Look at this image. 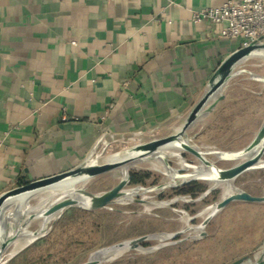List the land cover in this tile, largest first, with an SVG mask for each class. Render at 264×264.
Returning a JSON list of instances; mask_svg holds the SVG:
<instances>
[{
	"label": "crops",
	"instance_id": "1",
	"mask_svg": "<svg viewBox=\"0 0 264 264\" xmlns=\"http://www.w3.org/2000/svg\"><path fill=\"white\" fill-rule=\"evenodd\" d=\"M227 1L0 0V193L77 166L102 136L180 122L241 47L191 20ZM263 86L242 96L250 115Z\"/></svg>",
	"mask_w": 264,
	"mask_h": 264
},
{
	"label": "rangeland",
	"instance_id": "2",
	"mask_svg": "<svg viewBox=\"0 0 264 264\" xmlns=\"http://www.w3.org/2000/svg\"><path fill=\"white\" fill-rule=\"evenodd\" d=\"M235 71L237 73L220 91L223 96L230 93L235 98L220 104L219 101L214 110L198 116L183 136L205 152V157L218 168L229 167L237 160L221 159L208 151L242 149L252 139L264 114V94L259 101L260 116H255V110L254 116L250 115L251 102L242 97L247 90L259 91V86L264 84L254 78L264 77V58H248ZM261 88L264 93V86ZM178 123L144 135L169 134ZM138 142L137 136H130L111 147L99 146L91 158H105ZM176 154L169 150L163 152L169 170L162 158L155 157L129 168L130 178L124 186L127 192L100 209L80 207L86 206L82 197L79 205L76 202V206L45 218L43 211L51 204L49 202L59 198L45 192L31 196L27 209L22 211L6 206L3 211L5 234L10 228L22 226L17 238L26 242L15 252H11V242L2 253L0 264H81L103 248L139 236L147 238L138 248L99 255L98 264H227L244 255L252 261L264 244V201H232L215 212L202 229L199 224L205 210L233 189L264 196V168L255 167L241 173L231 184L228 182L227 187L213 184L210 188L202 178L184 181L182 176L171 177L173 172L174 175L189 173L199 164V160L186 151ZM261 160L264 161V154ZM113 170L88 178L77 187L83 186L93 193L106 191L118 181L111 174ZM30 214L33 219L26 220ZM201 230L204 234L200 236ZM34 231L37 232L35 237L31 234Z\"/></svg>",
	"mask_w": 264,
	"mask_h": 264
},
{
	"label": "water",
	"instance_id": "3",
	"mask_svg": "<svg viewBox=\"0 0 264 264\" xmlns=\"http://www.w3.org/2000/svg\"><path fill=\"white\" fill-rule=\"evenodd\" d=\"M253 56H260L264 58V40L263 38H257L251 42H249L245 46H241L231 52L226 58H224L216 70L214 71L213 75L210 78V81L207 85V88L205 89L202 96L199 98V100L192 106V108L189 110V112L181 119V121L178 123L176 127L180 125V129L177 132H171L169 134L163 135V136H145L142 133H136L132 134V136H137L139 142L129 148L122 149L120 151H117L107 157H110L114 154H121L127 151H133L137 152L136 159H145L150 158V155L155 152L157 149L162 147L163 145L173 141L177 138H182L185 141H182L180 143V146L183 151H186L190 154H192L194 157H196L198 160L203 162L204 165L211 168V170L214 171V178L216 182H231L241 173L250 170V169H256L255 166L258 162L262 161L261 158L264 154V118L257 128L255 134L253 135L250 142L243 147L240 150L233 151V152H221L217 150H209V153L217 154L219 158L221 159H232L237 160L233 165L226 167V168H218L215 166V164L208 160L205 157V152L199 150L197 147L193 146L189 143V141L183 136L185 135L186 128L198 117L202 114H205L215 107V105L223 98V94L220 93L223 86L226 85L229 78H231L237 71L235 69L245 60L248 58H251ZM255 79L260 80L264 82V77L261 76H254ZM175 127V128H176ZM174 130V129H173ZM116 136H110L111 139L115 138ZM117 138V137H116ZM142 138H146L145 140H142ZM108 143V140L105 139L103 136L100 137L94 144L93 148L89 152V154L86 156V158L77 166L37 179L30 180L24 184L16 185L12 188H9L3 192L0 193V257L5 250V248L13 242L19 235V230L22 228V226H17L16 229L10 228V231L8 234H5L4 229L6 227V221L3 217V211L6 208L5 204L6 202L16 195H20L23 193H31L36 194L43 190L48 189L49 187H52L56 183L62 181L63 179H66L68 177H85L86 179L97 176L99 174L105 173L107 171H110L112 169H115L116 167L124 164L125 162L129 161L130 159L125 158L123 160L119 161H101L98 162V158H91L92 153L94 150L98 147V145H101V147L106 146ZM254 153L250 156H247L246 154L250 151L254 150ZM178 154V153H177ZM176 154V155H177ZM105 157V158H107ZM166 159L167 156H164L162 158V162L167 168L166 165ZM97 161V162H94ZM264 168V167H262ZM167 170H169L167 168ZM177 174V173H176ZM188 175V173L179 175L177 174L176 178H180V176ZM129 174L127 173L126 178L119 179L116 184H114L111 188H109L106 191H103L101 193H93L90 191H87L83 186L78 187L79 191L83 193V195L87 196L89 199V203L86 206H80L88 210H94V209H100L103 207L108 206L109 204L116 201L118 198H120L123 194H125L127 191H124V186L129 181ZM175 178V176H173ZM194 179H200L196 177H190L188 179H183L184 181L194 180ZM213 186H210V188ZM138 190L139 188H134ZM149 190V189H146ZM137 192V191H136ZM134 194V193H133ZM58 197L55 200H52L51 203L44 211L43 215L45 218L51 217L53 213L71 206H76L75 201L65 198L62 200H58ZM232 201H242V202H263L264 196H254L250 193L243 191V190H237L233 189L229 193L225 194V196L219 200L218 202L212 204L214 205V210L206 217L204 218L199 225L202 224L201 229L204 227L206 222L209 220V218L218 210L225 207L227 204H229ZM211 205V206H212ZM33 219V214H30L26 220ZM25 220V221H26ZM33 237L36 236L37 232L34 231L31 233ZM204 232L201 230L198 235H203ZM175 235V234H174ZM146 236H139L136 238H132L129 240H125L122 242H118L116 244H113L111 246H108L106 248H103L95 253H93L89 259H87L85 262L81 264H98L101 259L99 255L112 252V251H124V250H130V249H136L139 247L140 242L145 240ZM227 264H264V244L260 248V254L255 257L252 261L248 259L247 255L241 256Z\"/></svg>",
	"mask_w": 264,
	"mask_h": 264
},
{
	"label": "bare ground",
	"instance_id": "4",
	"mask_svg": "<svg viewBox=\"0 0 264 264\" xmlns=\"http://www.w3.org/2000/svg\"><path fill=\"white\" fill-rule=\"evenodd\" d=\"M179 129H180V125L175 130H173V132L175 133ZM143 139H146V138H142V140ZM182 141H185V140L182 139V138L174 139L173 141H171V142L163 145L159 149H157L155 152H153L150 155V157H155V159L156 158L161 159V158L164 157L163 152H165L166 150H169V152H177V153H179V152L183 151L181 146H180V143ZM255 150L256 149L250 151L246 155L250 156L251 154L254 153ZM137 154H138L137 152L127 151V152H124V153H121V154H114V155H112L110 157H107V158H100L97 161L98 162L105 161V160L106 161H119V160H123L125 158L130 159L129 161H127L124 164L116 167L112 171V173H111V174H113L112 176L116 177L119 180V179L126 178V175L128 173L129 168L134 167L137 164H139L140 162H142V161L147 159V158L141 159V160L140 159H136ZM97 161H94V162H97ZM255 167H264V161L258 162ZM173 176L178 177L177 175H174V172L172 173L171 177H173ZM214 176H215L214 171L211 170V168H209L206 165H204L203 162H201L199 160V164L194 166L192 168V170L188 173V175L182 176L181 178H185V179L187 178L188 179L189 177H197V178H202L203 180H206L211 186L213 184H217V185H223V186L227 187V184H228L227 181L216 182ZM86 181H87V179L85 177H82V176H80V177H68V178L63 179L62 181L56 183L52 187H49L48 189L43 190V191H41L39 193L45 192V193H47L49 195H52V194L58 195L59 198L57 199V201L65 199V198H68V199H71V200L75 201V203L77 202L76 205H79V203L82 202L81 200L85 199V205H88V203H89L88 197L83 195V193L80 192L79 188L77 187L78 184L79 185L83 184ZM33 195L34 194H31V193H23V194H20V195H16L14 197H11L6 202L5 206L12 205V206L15 207V209L17 211H20L21 209H27V201ZM213 210H214V205H212L209 208H207L205 210V213L203 214L202 218L203 219L206 218ZM58 211H60V210H58ZM58 211H56V212H58ZM55 215H57V214H55ZM25 242H26V240H23L21 238H16L12 242L13 243V247H12L11 252H15L19 248L24 246ZM258 255L255 254V257H257Z\"/></svg>",
	"mask_w": 264,
	"mask_h": 264
},
{
	"label": "built area",
	"instance_id": "5",
	"mask_svg": "<svg viewBox=\"0 0 264 264\" xmlns=\"http://www.w3.org/2000/svg\"><path fill=\"white\" fill-rule=\"evenodd\" d=\"M191 20L220 24L222 34L237 39L240 46L260 37L264 40V0H232L208 6L193 11Z\"/></svg>",
	"mask_w": 264,
	"mask_h": 264
},
{
	"label": "trees",
	"instance_id": "6",
	"mask_svg": "<svg viewBox=\"0 0 264 264\" xmlns=\"http://www.w3.org/2000/svg\"><path fill=\"white\" fill-rule=\"evenodd\" d=\"M132 180H133V178H132Z\"/></svg>",
	"mask_w": 264,
	"mask_h": 264
}]
</instances>
